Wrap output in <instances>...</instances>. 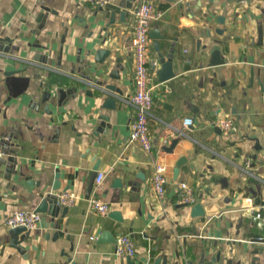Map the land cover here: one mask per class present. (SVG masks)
<instances>
[{"label": "crops", "instance_id": "0c3cea01", "mask_svg": "<svg viewBox=\"0 0 264 264\" xmlns=\"http://www.w3.org/2000/svg\"><path fill=\"white\" fill-rule=\"evenodd\" d=\"M139 1L0 0V44L7 47L0 51V134L9 135L2 136V159H17L10 181L0 163V264H141L157 257L166 264H250L252 256L264 264V0H150L160 12L150 23L157 38L148 45L156 61L148 64L150 151L128 143ZM104 47L112 53L101 78L123 92L114 108L106 104L110 95L73 79L99 77L94 52ZM213 48L227 62L211 66ZM170 49L174 76L161 81L158 55L166 58ZM115 61L122 66L118 80L107 76ZM72 88L59 101L58 90ZM101 115L109 118L106 130L95 135ZM218 116L232 118L236 130L223 134ZM186 117L192 123L183 127ZM155 164L165 166L161 198L152 189ZM57 170L55 192L69 186L76 196L60 221L63 236L53 237L50 217L39 212L22 254L10 245L5 217L14 209L35 211ZM93 172L104 174L99 185ZM182 182L194 204L177 201ZM92 196L110 204L106 215L87 208ZM195 204L203 216L192 215ZM126 233L135 254L117 258L116 238ZM255 249L261 253L253 255Z\"/></svg>", "mask_w": 264, "mask_h": 264}, {"label": "built area", "instance_id": "2783aa9c", "mask_svg": "<svg viewBox=\"0 0 264 264\" xmlns=\"http://www.w3.org/2000/svg\"><path fill=\"white\" fill-rule=\"evenodd\" d=\"M95 6H101L105 0H91ZM134 22L132 25L131 50L133 56L132 80L134 90L129 96V103L133 107L134 115L129 123L128 143H137L144 150L152 149V142L149 137L148 118L152 106L151 86L149 85V68L148 64L156 65L155 60L148 57V45L150 41V23L160 15L150 0H140L133 10ZM192 123L191 118H184L182 126L187 127ZM216 124L223 134H229L236 130L233 119L228 116H218ZM5 155L3 149L2 136L0 135V160ZM104 174L99 172L95 176L97 185L101 183ZM152 189L157 197L161 198L165 194V166L155 164L152 175ZM180 191L177 201L182 204H194L195 196L193 190L185 183L179 184ZM59 201L64 206H71L76 196L70 192L58 194ZM250 201V198L247 199ZM87 208L97 214L106 215L110 210V204L99 196H92L87 200ZM260 217V213L255 214ZM41 220V214L33 210L14 209L7 214L4 220L6 227L24 226L32 230L36 228ZM113 254L117 258L125 259L135 254V246L131 236L126 233L116 238ZM197 264H218L214 261H205Z\"/></svg>", "mask_w": 264, "mask_h": 264}, {"label": "water", "instance_id": "95a60500", "mask_svg": "<svg viewBox=\"0 0 264 264\" xmlns=\"http://www.w3.org/2000/svg\"><path fill=\"white\" fill-rule=\"evenodd\" d=\"M41 15V19H40V24H39V28H43L44 23H45V19L47 18L48 13H44V14H40ZM149 36L152 38H157L156 35L152 34L151 31L149 32ZM1 41V39H0ZM155 49L158 51L159 50V46L157 44V42H155ZM7 51V47H3L2 44H0V51ZM112 51L110 48L104 47V48H99L96 49L94 52V62L95 64H98L100 67L99 68H95V72L98 76H92L91 74H85V75H80L79 78L73 76V79L78 80L84 84H89L94 86L99 92L103 93V94H108L110 95L109 98L106 99V104L109 103V101H111L110 103L112 104V108H114V103L116 101V99H120L122 97V90L112 84H107L106 80H104L102 77V75H104V73H107L106 70L108 69V62L107 59L108 57L111 55ZM159 57V63H160V69L157 70V76L159 78V80L161 81H165L171 77L174 76V72H173V50L170 49L169 50V54L168 56L165 58L161 53H159L158 55ZM45 62V61H44ZM227 62L226 59L221 58L219 50L217 48H213V50L211 51V60H210V65L211 66H215V65H219V64H223ZM122 69V66L120 65L119 61H115V67L111 68L107 74V76L111 79H119V70ZM15 71H6L4 72V75H10L12 73H14ZM76 90V88H72V89H59L58 90V96H59V101L62 100L65 95L67 94H71L72 92H74ZM90 92H88L89 94ZM50 97V93L48 91L43 92V100H48ZM100 122L98 124V126H96L95 131L93 132L95 135L98 133H104L106 130V123L108 122L109 118L105 115H101L99 116ZM58 129L55 130V132H57ZM1 135V134H0ZM2 136H7L9 137V135H5V133L2 134ZM180 139L179 136H177L176 138L173 139V141L171 142V145L166 147V151L167 152H171L173 147L175 146V144L178 142V140ZM2 143L7 144V142H5L4 139H2ZM180 160H183V158H180ZM0 163L5 164V168H4V175L3 178L7 181H10L11 179V174L14 170L15 165L17 164V159L16 157L12 156V154L10 153V156H8V158L6 160L1 159ZM97 167L94 166L93 170H96ZM96 173L93 172L91 178L94 179L95 178ZM59 172L57 170V172L54 174V181L53 184L50 188L49 191H47L44 196L42 197V199L40 200L37 208L35 209V211L40 212V213H46L49 217H50V226L52 228L55 229V233L53 237H57V236H63V231L61 230V220L64 218V216L66 215L67 211H68V207L64 206L60 203L59 201V197L58 194L55 192L57 190H59L60 185H59ZM113 186H117L120 187L121 186V182L119 181V179H115ZM69 188V186H65L64 188H62V192H66V190ZM193 210V216H203V210L201 208L200 204H195L192 207ZM117 220L120 221L119 218H117ZM65 224L68 223V220H66L64 222ZM31 230L26 229L24 226H16V227H10L7 231L8 235L10 236V245L12 247H15L20 253L24 254L25 252V246L24 243H26L30 237H31ZM49 236H47L46 239H48ZM66 238L69 240L71 239V236L68 234L66 236ZM73 243L71 242V246H70V250L73 249ZM257 253H261V250L259 251V249H255L252 251L253 255H256ZM130 257H128L127 259H129ZM257 258L256 256H252L251 258V263L250 264H258L256 262ZM141 264H166L165 262V258H155L153 261H149L148 259H142ZM129 264H136L134 261H131Z\"/></svg>", "mask_w": 264, "mask_h": 264}]
</instances>
